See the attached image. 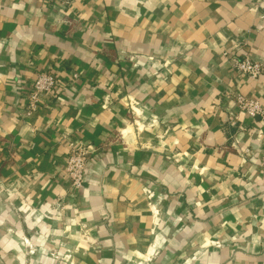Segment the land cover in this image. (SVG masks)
I'll list each match as a JSON object with an SVG mask.
<instances>
[{"label": "crops", "instance_id": "crops-1", "mask_svg": "<svg viewBox=\"0 0 264 264\" xmlns=\"http://www.w3.org/2000/svg\"><path fill=\"white\" fill-rule=\"evenodd\" d=\"M245 55L264 67V0H0V264H264Z\"/></svg>", "mask_w": 264, "mask_h": 264}, {"label": "built area", "instance_id": "built-area-1", "mask_svg": "<svg viewBox=\"0 0 264 264\" xmlns=\"http://www.w3.org/2000/svg\"><path fill=\"white\" fill-rule=\"evenodd\" d=\"M40 2L65 3L67 0H38ZM227 55V53H226ZM234 68L249 78L257 79L262 76L264 67L255 62L250 56L234 61ZM60 82L55 72L45 70L41 72L33 84L28 101V112L31 113L40 107L42 96L58 90ZM235 107L240 113H245L253 119L264 121V107L258 100L248 99L239 95L235 99ZM89 151L85 144H71L68 153L65 174L71 181V186L77 191L82 190L86 172L88 171Z\"/></svg>", "mask_w": 264, "mask_h": 264}]
</instances>
